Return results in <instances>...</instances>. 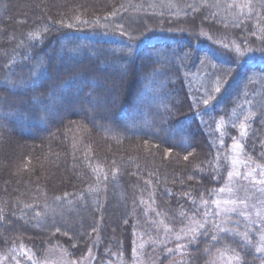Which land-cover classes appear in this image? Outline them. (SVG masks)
Segmentation results:
<instances>
[{"label":"trees","instance_id":"trees-1","mask_svg":"<svg viewBox=\"0 0 264 264\" xmlns=\"http://www.w3.org/2000/svg\"><path fill=\"white\" fill-rule=\"evenodd\" d=\"M27 1L0 3V264L93 244L94 264H134L155 240L167 264L228 239L264 264V223L225 230L214 205L236 143L240 174L264 171V0ZM189 221L195 242L162 245Z\"/></svg>","mask_w":264,"mask_h":264},{"label":"rangeland","instance_id":"rangeland-1","mask_svg":"<svg viewBox=\"0 0 264 264\" xmlns=\"http://www.w3.org/2000/svg\"><path fill=\"white\" fill-rule=\"evenodd\" d=\"M4 0H0V3L3 2ZM25 3H28L27 0H24ZM69 2L70 0H62ZM74 2L77 1H84V0H71ZM88 1V0H85ZM95 0H90V2H94ZM61 2V1H60ZM58 2V3H60ZM96 2V1H95ZM8 4L10 5L11 8L14 7L13 0H8ZM62 3H60L61 5ZM13 6V7H12ZM27 5L25 4V7ZM36 9H38L37 5ZM1 8V6H0ZM40 12H43L41 8H39ZM22 10H24L22 8ZM9 12V11H8ZM3 15L0 13V21L2 20ZM197 32L201 37L202 34H204L201 30V27L197 26ZM217 44L216 42H214ZM57 55V53H56ZM101 58L106 60L107 58L104 57V55H101ZM120 76L118 75L115 79V82H113L112 85L108 86V91L112 93H116V87L118 86V80ZM6 80V79H5ZM106 92V91H105ZM117 97V96H115ZM114 97V98H115ZM14 100V99H13ZM17 101H12V104L18 102L19 99H16ZM23 100L19 101L22 102ZM113 101V99H112ZM82 105H79V107H74L70 110L72 111H77L79 112V117L84 118H89V125L93 126L94 128H97L95 125L98 127L106 128V126H102L100 124H95L92 122V118L94 117V109L91 108L89 109L90 104H86V102H82ZM112 104V103H111ZM110 104V105H111ZM92 106V105H91ZM82 107V108H81ZM111 107H113L111 105ZM101 120L104 122L110 121V116H107V111L104 108L103 113L101 114ZM39 119V117H38ZM36 119V120H38ZM41 121V119H39ZM0 122L4 123L6 125L7 121L5 119H2L0 117ZM113 124L116 128V121L112 120ZM13 127V126H12ZM11 126L9 127H3V132L7 133L11 132L10 130L13 129ZM117 130H120L119 128H116ZM106 130V129H105ZM112 128L110 129V131ZM32 132V131H31ZM13 134V133H9ZM164 137L166 134H163ZM162 136V135H160ZM5 141V140H3ZM240 144L236 143L232 147V167L230 170V173L227 174V181H226V186L224 189L220 191V194L218 195V199L216 198V201L214 202L215 205V210L220 218H223L220 220L221 225L223 226V229L228 230L231 229L232 225L237 226V228L244 229L246 231V234H249V231L252 229H258L259 226L264 223V171L262 173L258 174L259 176H255L253 173L255 170L251 169L249 165H247V168H243L244 174H240L241 168H238L240 166L241 158H240ZM238 168V169H236ZM239 181H238V180ZM242 184V185H241ZM123 201V202H122ZM121 203H124V193H123V199L121 198ZM157 208H159V205H157ZM119 209L122 212L124 209V206L119 205ZM118 220V219H115ZM41 222V221H40ZM115 222V221H114ZM168 222V221H167ZM82 224V223H81ZM80 222L76 221L74 224H71L70 228L73 229L74 236L76 238H83V228L81 227L82 225ZM193 224V225H192ZM76 228L74 229V227ZM116 226V225H115ZM194 232L191 227H194ZM117 227V226H116ZM197 224L192 221V223L189 221V223L181 226V231L175 236H172L170 234H167L168 230H170V227L168 225H165L162 223V225H159L158 228L162 231V233L166 234L163 235L164 238L168 236V238L164 239L161 238V241H163L162 245L167 244V243H178L180 244L175 250H178L177 252H180V248L184 249L183 242L187 243L191 242L194 239V235L197 231V228L199 229V226L197 227ZM114 231H119L118 228ZM243 241L247 242L248 238H246L245 235H240ZM247 239V240H246ZM214 240H218V236H214ZM219 241V240H218ZM113 242V241H112ZM195 242V241H192ZM260 243V241H259ZM230 239L227 240V243H220L218 242L216 245H204V249L201 251V253L197 256H190L189 261L187 264H243L244 259L243 256L239 253L236 252H229L228 248L230 245ZM97 244H93V250L92 252H89L86 257L75 260L72 257H70L68 252L62 251L61 249L58 250H49L47 253L46 258H50L47 262V264H94L96 254L94 253ZM152 246L151 249L155 248L152 250L150 253H146V249ZM161 246L160 242H153V241H145V243H140L138 245V250L140 253H135L134 257V264H162V258L161 254L158 252V248ZM183 248H182V247ZM214 246V247H213ZM175 250L169 251V254H172L175 252ZM94 251V252H93ZM146 253V254H145ZM182 254V253H181ZM175 256V255H174ZM135 258H138V261L136 260L135 263ZM170 258H172L170 256ZM169 261V259H168ZM187 261L182 262L180 258H176L175 260L169 261L167 264H186Z\"/></svg>","mask_w":264,"mask_h":264}]
</instances>
